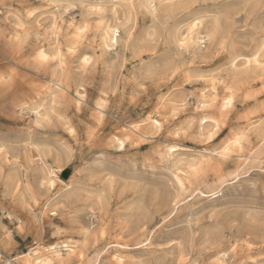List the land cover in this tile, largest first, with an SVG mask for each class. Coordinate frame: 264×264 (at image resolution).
Masks as SVG:
<instances>
[{
    "label": "rangeland",
    "instance_id": "rangeland-1",
    "mask_svg": "<svg viewBox=\"0 0 264 264\" xmlns=\"http://www.w3.org/2000/svg\"><path fill=\"white\" fill-rule=\"evenodd\" d=\"M0 264H264V0H0Z\"/></svg>",
    "mask_w": 264,
    "mask_h": 264
},
{
    "label": "bare ground",
    "instance_id": "bare-ground-1",
    "mask_svg": "<svg viewBox=\"0 0 264 264\" xmlns=\"http://www.w3.org/2000/svg\"><path fill=\"white\" fill-rule=\"evenodd\" d=\"M214 30H215V28H214ZM216 30H217V29H216ZM216 30H215V31H216Z\"/></svg>",
    "mask_w": 264,
    "mask_h": 264
}]
</instances>
